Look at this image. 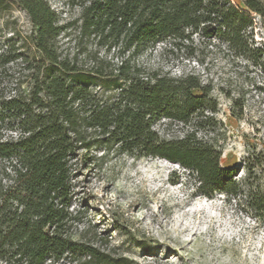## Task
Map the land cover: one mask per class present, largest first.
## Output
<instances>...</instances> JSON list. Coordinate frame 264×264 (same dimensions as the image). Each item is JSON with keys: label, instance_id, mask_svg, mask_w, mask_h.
<instances>
[{"label": "trees", "instance_id": "trees-1", "mask_svg": "<svg viewBox=\"0 0 264 264\" xmlns=\"http://www.w3.org/2000/svg\"><path fill=\"white\" fill-rule=\"evenodd\" d=\"M10 1L0 0V9ZM13 1L33 23L31 44L39 56L25 59L34 69L30 90L0 96V122L14 119L10 129L16 133L0 138V160L6 162L0 264H55L67 255H83L90 264H135L74 239L70 231L73 161L95 143L179 163L195 179L196 195L223 193L264 223V151L253 150L240 181L235 167L222 165L223 147L200 135L207 127L224 126L212 84L194 73H149L130 59L115 67L97 59L84 69L59 54L55 42L64 26L47 0ZM244 4L248 11L232 0H81V29L135 55L166 40L179 45L198 38L263 66L264 46L253 37L250 11L264 15V2ZM243 108L235 99L232 116L242 118ZM161 118L187 129L163 138L154 128Z\"/></svg>", "mask_w": 264, "mask_h": 264}, {"label": "rangeland", "instance_id": "rangeland-1", "mask_svg": "<svg viewBox=\"0 0 264 264\" xmlns=\"http://www.w3.org/2000/svg\"><path fill=\"white\" fill-rule=\"evenodd\" d=\"M47 1L64 26L55 42L62 58L84 69L95 66L97 59L111 67L130 59L149 73H194L212 84L220 104L217 118L224 126L207 127L200 135L221 145L222 165L235 167L238 180L246 178L248 157L255 149L264 151V65L234 58L198 38L179 45L166 40L138 55L124 52L81 29V0ZM232 1L248 11L244 0ZM10 2L0 9V96L6 98L30 90L34 69L25 59L39 56L31 44L35 28L28 13ZM250 13L253 37L264 46V15ZM235 99L244 103L240 119L232 116ZM14 125V119L0 122V138L15 136L10 129ZM154 128L168 139L187 129L166 118L158 119ZM93 138L98 140V134ZM5 167L0 160V188L6 183ZM73 174L70 231L76 240L135 264H264V223L223 193L196 195L195 179L179 163L135 157L115 145L95 143L78 152ZM55 264L90 263L83 255H67Z\"/></svg>", "mask_w": 264, "mask_h": 264}]
</instances>
